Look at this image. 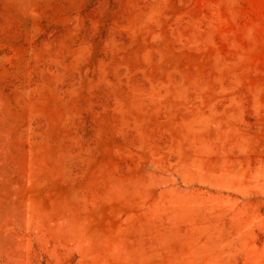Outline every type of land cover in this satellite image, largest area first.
Returning <instances> with one entry per match:
<instances>
[{
    "label": "rangeland",
    "instance_id": "rangeland-1",
    "mask_svg": "<svg viewBox=\"0 0 264 264\" xmlns=\"http://www.w3.org/2000/svg\"><path fill=\"white\" fill-rule=\"evenodd\" d=\"M0 264H264V0H0Z\"/></svg>",
    "mask_w": 264,
    "mask_h": 264
}]
</instances>
